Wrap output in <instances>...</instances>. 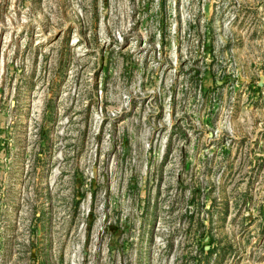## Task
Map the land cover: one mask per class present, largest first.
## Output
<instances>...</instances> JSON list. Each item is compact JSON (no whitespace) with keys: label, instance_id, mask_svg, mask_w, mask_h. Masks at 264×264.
Masks as SVG:
<instances>
[{"label":"rangeland","instance_id":"1","mask_svg":"<svg viewBox=\"0 0 264 264\" xmlns=\"http://www.w3.org/2000/svg\"><path fill=\"white\" fill-rule=\"evenodd\" d=\"M0 264H264V0H0Z\"/></svg>","mask_w":264,"mask_h":264}]
</instances>
